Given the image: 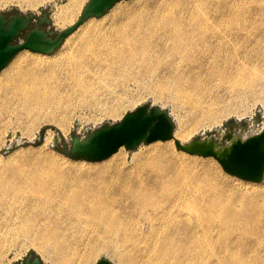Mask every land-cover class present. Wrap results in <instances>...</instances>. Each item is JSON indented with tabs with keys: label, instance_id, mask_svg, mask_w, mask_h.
Masks as SVG:
<instances>
[{
	"label": "bare ground",
	"instance_id": "1",
	"mask_svg": "<svg viewBox=\"0 0 264 264\" xmlns=\"http://www.w3.org/2000/svg\"><path fill=\"white\" fill-rule=\"evenodd\" d=\"M78 11V1L68 0L53 21L71 25ZM140 11L127 13V20L114 23L109 32L86 35L67 56L53 61L47 73L20 65L5 70L0 76V121L12 116L34 120L60 108L63 100V106L70 104L74 96L99 106L93 83L104 76L124 78L132 70H155L161 48L154 52L151 46H157L159 37L170 42L165 56L169 94H179L187 113L176 116L170 144L184 143L200 120L213 122L227 108L218 107L216 98L208 103L213 82L250 90L264 83V0H148ZM160 90L165 95L162 86ZM169 143L158 148L168 151ZM121 147L97 166H57L27 158L25 167L0 172V210L11 231L51 253V264L72 262L84 237L96 242L87 255L82 253L83 262L100 244L107 252L131 238L128 227L133 225L144 235L142 246L148 244L143 264H249V257L258 258L252 246L264 242V189L235 190L207 163L200 162L202 169L195 171L189 162L178 164L161 151L139 156L124 169ZM3 256L0 252V264Z\"/></svg>",
	"mask_w": 264,
	"mask_h": 264
},
{
	"label": "rangeland",
	"instance_id": "2",
	"mask_svg": "<svg viewBox=\"0 0 264 264\" xmlns=\"http://www.w3.org/2000/svg\"><path fill=\"white\" fill-rule=\"evenodd\" d=\"M77 1L79 11L72 23L78 19L80 12L88 0ZM147 1L148 0H120L114 3L113 6L103 15L99 17L91 16L87 18L52 53L44 54L33 52L28 49L21 50L0 71V76L2 77L5 70L15 67L16 65H20L24 70H27L28 67L29 69L31 68L30 70L35 69L42 71L43 73H47V68H49V65H52L51 63L53 61L58 60L65 55L67 56L71 49L76 47L86 35L98 34L102 30V32H109L114 23L119 21L124 22L127 20L125 17L127 13L135 11L138 12L140 9L143 10ZM211 1L212 3H216L217 0ZM67 2L68 0H0V13H3L6 17L18 13H22L24 15L32 14L33 18L29 29L39 25V17L46 14L50 22L39 26L44 28L46 31H54V34H56L69 25L68 24L65 27L58 26L53 21L54 13L60 6H65ZM240 5L243 9H245V5L242 3ZM250 7H254V4L250 3ZM211 15L213 16V13H211ZM27 32L28 30L23 31L15 38L14 42L18 43L23 41ZM157 35L154 33L153 41L157 38ZM156 44L157 46L162 44V47H157L156 45L154 47L153 45L151 46L152 50L154 49L155 52L156 48H161L160 51L162 53L160 52V54H158V57H161V62L155 70H144L140 72L132 70L129 74L126 72L124 78L120 76H111L112 78L107 76L106 78V76H104V78L102 77L103 80H101V82H99L100 80H94V86L98 87L97 95L99 97H96H98L97 101H99L100 107L96 104H86L88 100L80 102L78 96H74L71 98L72 100L70 104L63 106L65 103V100H63L61 101L60 108H57L52 112L42 114L39 118H36L37 120L30 119L31 121H29V118L27 119L25 117L12 116L11 118L0 121V172L14 166L19 168L25 167L22 162L27 158L46 160L47 164H56L57 166L60 164H62V166L100 165L106 162L110 156H113L117 151L106 159L92 162L82 159H71L59 150L62 145H69L72 134H77L80 138H85L87 133L91 132L93 129L102 124L116 122L125 113L146 103L158 105L166 109L174 121L173 130L177 129L178 121L176 120V116H185L187 113L186 108L183 104H181L182 102L177 99V97L180 98L179 94L175 96L169 94L172 90V86L167 82V80H165V76L167 72H169L168 69L170 67L168 66L169 63L167 62V58L165 57L167 54V47L170 45V42H165V39L161 40L159 37L156 40ZM36 60L40 63H37ZM34 63L37 65L36 67L34 66ZM58 72L59 75L63 76V70L58 69ZM102 81L105 82L103 83ZM256 84L251 87L250 90V88L237 89L225 82H213L211 84L210 91L207 93L208 103L211 102L209 99L216 98L218 107L222 108V106H227V108L222 111L224 114H222V112L219 113V116H217L218 120L215 119L210 123L205 119L200 120L197 126H195L196 130H193L191 134L189 133V136L184 143L191 142L195 139L201 140L211 137L216 141L219 147H223L227 145L230 140L234 139V137L244 138L248 135L261 131L264 128V94L260 92H264V83L262 84V82H258ZM65 85L68 86L67 83ZM65 85L62 87V90L66 88ZM161 86L165 95H162L160 92ZM244 90H246V92H244ZM258 92L262 95L260 96ZM173 98H176L175 102L172 101ZM115 102L121 104H118V108L115 113H111V109L117 104ZM41 136L42 139H40ZM36 141L39 142L35 144ZM168 143L169 141L167 140H157L150 143H141L134 149H127L122 146L121 153L125 156L124 158L126 161L124 167L122 168L126 169V167L132 164L137 157L146 153L153 154L160 152L161 150L158 147ZM170 145L171 146L168 151L162 150L161 152H166L169 157L175 160L178 164L183 165L186 164L184 162H189V167L197 171L202 169L200 162H205L207 163L210 171L218 172L219 175H222L227 180L225 185L230 188L235 190L238 188L239 190L264 189V178L258 183L240 179L224 172L218 161L213 157L191 155L176 149L174 142ZM49 161L53 163H48ZM56 161L58 163H56ZM186 165L188 166V164ZM5 214L6 213L0 210V252L4 255L3 262L5 263L3 264H22L29 254L40 257L42 264H51L52 254L48 251H39L35 248V246L30 245L29 242L23 240L19 234L17 235L12 232V225H9L10 222L5 218ZM192 215L196 216L194 213H192ZM192 215H190L191 218H194ZM137 230L138 229H136L134 225L130 226V228L128 227V232H131L129 233L131 238L129 240H126L125 238V240L120 241V243L117 244L118 246L112 245V249L107 247L109 248L107 252L100 244L98 246L99 248H97L85 262H83L81 255L82 257L83 254L84 256L87 255L89 250L88 247L90 244L93 245V241L96 242V240H94L92 236L88 238L84 237L83 239L85 241L82 239L83 243L79 246L77 245L78 251L75 257H73L72 262L69 261L68 263L84 264L87 262L86 264H95L100 258L105 257L108 258L112 264H143L146 262L144 249L147 248L148 244L145 242L144 247L142 246L144 244V241H142V237L144 235L142 236L141 230H138L139 232H137ZM144 230H146V226L143 231ZM137 236H140L141 238H138ZM72 242L73 241L69 242V246L74 247L75 244ZM257 245L258 244H254L252 248L257 251L256 254L258 258L249 257V264H264V242L259 244V247H257ZM125 249L127 252L124 251L123 253L122 251ZM111 250L112 254H109L108 252L110 251L111 253ZM113 250H118V254H116ZM118 256L122 257V259ZM192 264H198V262L194 261Z\"/></svg>",
	"mask_w": 264,
	"mask_h": 264
},
{
	"label": "water",
	"instance_id": "3",
	"mask_svg": "<svg viewBox=\"0 0 264 264\" xmlns=\"http://www.w3.org/2000/svg\"><path fill=\"white\" fill-rule=\"evenodd\" d=\"M118 1L120 0H88L78 19L56 34L39 27L50 22L46 14L39 17V25L29 29L32 14L18 13L6 17L0 13V71L23 49L44 54L52 53L87 18L103 15ZM27 30L24 40L15 43V38ZM173 129L174 121L166 109L146 103L125 113L116 122L102 124L93 129L85 138L72 134L69 145H62L59 151L74 160L101 161L121 146L134 149L141 143L170 139ZM174 144L176 149L188 154L213 157L229 175L256 183L264 178V128L244 138L236 137L223 147H219L211 137L195 139L188 143L175 140ZM23 264L42 263L40 257L29 254ZM95 264L112 262L102 257Z\"/></svg>",
	"mask_w": 264,
	"mask_h": 264
},
{
	"label": "flooded vegetation",
	"instance_id": "4",
	"mask_svg": "<svg viewBox=\"0 0 264 264\" xmlns=\"http://www.w3.org/2000/svg\"><path fill=\"white\" fill-rule=\"evenodd\" d=\"M40 27V26H39ZM23 264V263H22Z\"/></svg>",
	"mask_w": 264,
	"mask_h": 264
}]
</instances>
